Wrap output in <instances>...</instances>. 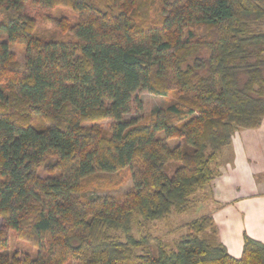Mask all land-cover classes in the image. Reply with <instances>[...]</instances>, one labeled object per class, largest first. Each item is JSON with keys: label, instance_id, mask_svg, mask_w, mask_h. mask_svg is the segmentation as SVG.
I'll use <instances>...</instances> for the list:
<instances>
[{"label": "trees", "instance_id": "obj_1", "mask_svg": "<svg viewBox=\"0 0 264 264\" xmlns=\"http://www.w3.org/2000/svg\"><path fill=\"white\" fill-rule=\"evenodd\" d=\"M55 7L75 19L46 12L63 36L39 34L29 8ZM139 89L175 98L125 118ZM263 118L264 0H0V220L37 248L9 252L2 233L0 264H264V241L233 257L209 214L172 247L131 235L187 212ZM123 169L122 195H86L85 177Z\"/></svg>", "mask_w": 264, "mask_h": 264}, {"label": "crops", "instance_id": "obj_2", "mask_svg": "<svg viewBox=\"0 0 264 264\" xmlns=\"http://www.w3.org/2000/svg\"><path fill=\"white\" fill-rule=\"evenodd\" d=\"M212 168L213 179L193 197L195 217L211 215L221 243L240 257L244 235L264 241V119L235 131Z\"/></svg>", "mask_w": 264, "mask_h": 264}, {"label": "rangeland", "instance_id": "obj_3", "mask_svg": "<svg viewBox=\"0 0 264 264\" xmlns=\"http://www.w3.org/2000/svg\"><path fill=\"white\" fill-rule=\"evenodd\" d=\"M29 11L34 16L35 28L37 32L44 35L52 34L56 36H63L54 24L43 16L44 13L49 12L54 18L60 20L66 18L73 21L75 19V14L70 9L65 7L40 10H36V8L31 10V8H29ZM10 49L13 52L15 59L19 63H22L23 46L20 44H11ZM174 98L175 97L172 93L166 96H160L150 93L147 90L139 89L135 91L133 95L129 113L125 115V118H137L140 120L147 117L153 109L167 106L173 102ZM103 125H106V122H103ZM157 137L162 138V133H157ZM167 142L170 146H174L175 144L181 142V140L170 139L167 140ZM175 167L176 164L173 163L167 165V174L172 175ZM44 174L45 173L40 170V175L45 177ZM82 182L85 183L88 188L85 189V192H87L86 195L112 197L122 195L130 189L132 184L130 172L127 169H123L113 174L98 172L85 177ZM194 209V207H190L187 212L182 214L172 213L163 219L143 222L132 228L131 235L134 238L157 236L163 241V243L167 244V246L172 247L175 240H177V238L185 232L184 224L196 216V210ZM2 233L6 234L8 237L7 249L9 252L23 251L28 253L31 257L36 255L37 248L35 246L26 240L20 239L15 231L8 229L0 220V234ZM67 264H75V261L70 260Z\"/></svg>", "mask_w": 264, "mask_h": 264}]
</instances>
